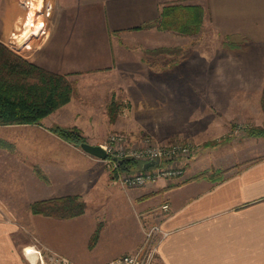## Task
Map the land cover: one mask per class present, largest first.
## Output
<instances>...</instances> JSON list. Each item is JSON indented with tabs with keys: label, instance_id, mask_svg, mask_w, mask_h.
I'll return each instance as SVG.
<instances>
[{
	"label": "crops",
	"instance_id": "obj_1",
	"mask_svg": "<svg viewBox=\"0 0 264 264\" xmlns=\"http://www.w3.org/2000/svg\"><path fill=\"white\" fill-rule=\"evenodd\" d=\"M45 5L46 33L41 32L34 47H23L28 51L19 54L31 63L80 85L87 76L128 84L122 73L130 62L168 67V82H174L171 68L181 64L187 51L195 49L204 61L208 59L204 57L211 49L204 44V34L221 43L235 38L248 43L249 57L238 53L225 64L229 72L219 74L216 81L237 85L231 91L222 90L217 98L232 99L233 113L239 107L238 97L250 100L240 104L248 114L256 110L255 100L264 90V62L256 58V51H264V0H45ZM168 5L200 7V32L185 35L160 29L157 23ZM41 19L22 45L32 42ZM148 24L153 26L145 27ZM197 35L201 39L194 45L192 38ZM179 50L184 56H178ZM80 98L76 96L41 124L0 125V264H25L22 248L27 243H18L17 236L28 227L52 251L57 250L53 241L70 240L74 253L60 254L77 264H107L134 253L143 243L141 223L130 231V214H121L114 221L119 230L109 226L112 221L105 224L97 246L84 258L75 246L79 241L89 242L99 214L58 219L31 211L38 201L75 195L87 198L109 179L102 170L103 160L51 131L64 123L61 116L67 113L76 123L79 110L93 116V124L99 121L95 116L104 115L112 127L107 120L108 104L100 96L92 103ZM202 169L204 158H197L187 179ZM140 192L131 197V203L138 213L157 211L158 226L165 233H159L157 241V257L163 264H264V160L230 171L219 183L161 180ZM163 203L169 204V211L158 210Z\"/></svg>",
	"mask_w": 264,
	"mask_h": 264
},
{
	"label": "rangeland",
	"instance_id": "obj_2",
	"mask_svg": "<svg viewBox=\"0 0 264 264\" xmlns=\"http://www.w3.org/2000/svg\"><path fill=\"white\" fill-rule=\"evenodd\" d=\"M32 1L36 3L32 17L25 30L20 33L24 15H26L28 10L25 1L0 0V42L17 54L28 51L24 49L26 45L20 46L19 44L23 40H27L28 42L30 31L39 19L42 18L38 32L29 45L34 47L36 43L35 38L41 36L42 30L47 29L46 15L48 7L45 5V0ZM15 33H20L18 40L15 38ZM192 39L195 45L201 37L197 35ZM204 44L208 49H211L209 52L207 51L209 56L204 57L208 59L204 61L195 49L191 52L187 51L186 58L183 57L180 60L181 64L171 68V73H175L174 82H168V67L143 66V63L139 62H130L129 67L123 71L122 78H127L128 84L110 83L100 79H96L95 81L88 76L81 78V85L69 80L75 87L72 99L55 112L62 111L76 96L78 98L81 97V101L88 103H92L96 100L97 96H100L108 104L107 120L110 118L109 122L113 125L111 127L105 122L104 115L95 116L99 121L93 124L91 119L93 116L79 113V110L75 114V117L78 116L76 123L72 120L71 114L67 113V115H63V118L61 116L64 123L54 125L53 128L76 129L84 137L85 142L97 145L106 144L112 136L121 135L124 138V142L121 141V143L114 146L117 152H121L125 148L140 149L152 143L161 145H168L174 142L191 143L198 147L197 154L193 158H190L189 161L176 165V167L185 168V173L182 176L176 179H169L170 181H177V183L197 179L219 183L228 177L230 171H240L250 164L263 161L264 137H250L248 129L254 126L264 127V90L262 95L258 96L255 100L256 110H251V112L253 111L251 114H248V110L244 109V107L240 108V104H248L250 100L238 97L237 104L239 107H236L237 110L233 113L232 99L217 98V95L221 94L222 90L231 91L236 87L234 85L237 84L218 82L216 79L220 78L219 74L229 72L230 68L229 66H225V64L233 57H237L238 53H245L246 57H249L248 43L235 38H228L224 40V43H221L211 36L204 34ZM180 53L184 56V52L179 50L177 52L179 57ZM204 53L206 52L204 51ZM256 53L257 61L263 63L264 51H256ZM150 60H148L149 65L151 64ZM261 69L263 70L264 68ZM219 71L220 73H218ZM111 86L114 88L112 91L109 89ZM113 101L119 104L118 115L114 122H112L109 114V108ZM251 102L254 103L253 100ZM71 144L82 149L74 143ZM201 157L204 158V169L187 179L191 164ZM102 170L105 174L109 175L108 181L102 183L103 186L101 185L100 187L99 184V188L95 189L94 193L87 198L83 195H75L86 204L84 214L87 212L89 214H99V217L96 219L98 223L96 226H91V228H94V233L89 242L84 243L79 241L75 246V252L84 258L89 256L90 251L94 250L97 246L105 224H109L112 221L113 224L111 225L110 223L109 226L119 230V223H114V221L121 214L123 216L124 214H130L129 219H127L130 231L135 228V223H141L140 225H142L143 243L138 250L147 243V240L150 238L148 234L154 227L158 226L156 219L157 211L148 212L146 210V212L138 213L131 203V197L142 194L140 192L142 189L154 184L126 188L115 180L113 172L106 162ZM136 171L138 170H134L133 172ZM126 190L129 191L127 192ZM164 205L165 203L158 210H162ZM97 233L99 235L95 240ZM158 236L159 232H153L151 237L152 246L157 245ZM17 241L18 243L26 241L27 244L22 248L23 252L25 247L30 245L38 246L41 251H52V249L40 242L31 227L24 228L22 233L18 234ZM53 244L57 249V252L52 251L55 254L65 251L70 252L73 248V244L67 239L53 241ZM157 256L152 264H163ZM23 257L25 264H31L24 253ZM70 260L74 264H77L72 259Z\"/></svg>",
	"mask_w": 264,
	"mask_h": 264
},
{
	"label": "trees",
	"instance_id": "obj_3",
	"mask_svg": "<svg viewBox=\"0 0 264 264\" xmlns=\"http://www.w3.org/2000/svg\"><path fill=\"white\" fill-rule=\"evenodd\" d=\"M203 22V11L198 6L168 5L162 10L158 27L185 35H196ZM151 27L148 24L145 27ZM74 85L66 75L48 71L29 62L0 42V125H37L64 104L71 101ZM112 122L118 115L119 104L112 102L109 108ZM51 131L62 139L81 147L85 142L78 130L61 127ZM250 137H264V127L248 129ZM143 164L135 160H121L119 171L142 170ZM200 177V176H198ZM32 212L47 217L70 219L86 211V204L79 197L69 196L38 201L32 204ZM95 236V240L98 237Z\"/></svg>",
	"mask_w": 264,
	"mask_h": 264
},
{
	"label": "built area",
	"instance_id": "obj_4",
	"mask_svg": "<svg viewBox=\"0 0 264 264\" xmlns=\"http://www.w3.org/2000/svg\"><path fill=\"white\" fill-rule=\"evenodd\" d=\"M24 1L29 9L32 5V0ZM45 33L46 30H42L41 35ZM29 46V44L26 45V48ZM123 140V136L115 135L110 138L108 143L101 146L108 153V158L104 162L112 170L115 180L126 188L143 187L148 184L157 183L160 180L176 179L182 176L185 173V168L176 167V165L189 161L190 158H193L197 154L198 150V147L191 143L174 142L168 145L152 143L140 149L125 148L121 152H117L114 146L121 143V141L124 142ZM129 158L143 164L155 161L156 165L136 172L119 171L121 159ZM162 209L169 211V204H165ZM155 231L165 235L159 226L154 227L148 234L150 238L147 240V243L136 253L121 256L107 264H152L158 253V245H151V237ZM29 248H33L32 252L28 251ZM24 255L31 264H74L68 257L55 254L52 251H41L36 245L25 247Z\"/></svg>",
	"mask_w": 264,
	"mask_h": 264
},
{
	"label": "water",
	"instance_id": "obj_5",
	"mask_svg": "<svg viewBox=\"0 0 264 264\" xmlns=\"http://www.w3.org/2000/svg\"><path fill=\"white\" fill-rule=\"evenodd\" d=\"M81 148L87 152L88 154L101 159V160H106L108 158V153L107 151L103 148L101 145H93L87 142L82 143ZM156 162L155 161H150L147 162L143 165L144 169H148L152 166H155Z\"/></svg>",
	"mask_w": 264,
	"mask_h": 264
},
{
	"label": "bare ground",
	"instance_id": "obj_6",
	"mask_svg": "<svg viewBox=\"0 0 264 264\" xmlns=\"http://www.w3.org/2000/svg\"><path fill=\"white\" fill-rule=\"evenodd\" d=\"M35 2L34 1H32V5H31V7L27 10V12H26V15H24L25 17H24V20H23V25H21L22 27L20 28L21 29V32L20 33H22L23 32V30H25V28L27 27V25H28V23H29V21H30V19H31V17H32V12H33V10H34V8H35ZM24 11V10H23ZM13 29H15V28H13ZM18 29V28H17ZM14 31V30H13ZM20 33H15L14 35H15V38H17V40H18V37H19V34ZM12 38V37H11ZM12 43V42H11ZM14 44V43H13ZM20 46H24V45H22V44H19ZM32 250H33V248H29L28 249V251L29 252H32Z\"/></svg>",
	"mask_w": 264,
	"mask_h": 264
}]
</instances>
